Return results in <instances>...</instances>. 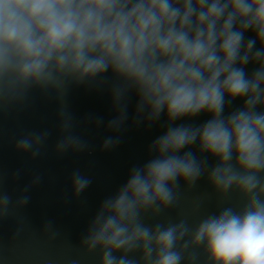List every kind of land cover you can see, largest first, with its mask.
Masks as SVG:
<instances>
[{
	"label": "clouds",
	"instance_id": "1",
	"mask_svg": "<svg viewBox=\"0 0 264 264\" xmlns=\"http://www.w3.org/2000/svg\"><path fill=\"white\" fill-rule=\"evenodd\" d=\"M72 85L107 88L113 133L124 130L133 95V124L163 129L150 158L101 202L84 254L98 253L99 264H264V0H0V109L23 105L35 88L54 94L64 133L56 151L83 152L87 141L64 119ZM201 115L209 117L202 124L177 123ZM49 135L27 132L16 149L36 158ZM120 142L107 136L101 150ZM201 178L221 204L232 192L242 203L195 225L182 213L148 222L178 207L181 181L191 189ZM72 184L79 195L91 179L77 170ZM28 201L21 194L16 203ZM12 203L0 192V217ZM52 227L48 221L44 231Z\"/></svg>",
	"mask_w": 264,
	"mask_h": 264
},
{
	"label": "water",
	"instance_id": "2",
	"mask_svg": "<svg viewBox=\"0 0 264 264\" xmlns=\"http://www.w3.org/2000/svg\"><path fill=\"white\" fill-rule=\"evenodd\" d=\"M246 35L254 34L248 32ZM254 67L247 66L249 71ZM135 103L133 95L124 130L113 133L106 128L116 115L107 88L90 90L86 85H72L66 97L70 113H66L64 119L75 124L73 134L87 141L88 148L83 152L69 150L63 154L56 151V144L64 133L58 115L60 102L54 94L35 88L23 105L0 109V192H6L13 200L7 216L0 217V264H69L72 259H79L80 264H99L98 253L84 254L82 238L101 202L127 181L133 165H143L150 158L148 146L163 132L159 123L151 128L133 124ZM241 103L238 100L232 107ZM89 115L102 117L104 123L100 127L88 123L86 117ZM208 118L201 115L177 123L199 125ZM44 131L50 135L40 156L32 158L30 152L16 149V140L25 133ZM110 135H120V144L111 150H101L104 139ZM192 150L195 151V147ZM215 163L208 158L209 167ZM77 170L91 179V184L79 195L74 193L72 184V174ZM36 177L40 180L33 183ZM21 194L29 197L23 207L16 203ZM179 196L178 207L167 209L166 213L148 222L166 223L168 219L175 222L182 213L195 225L207 212L242 203L239 194L232 192L221 204L206 178H201L191 189L181 181ZM204 196L209 199L197 208L199 199ZM48 221L53 227L45 232L44 225Z\"/></svg>",
	"mask_w": 264,
	"mask_h": 264
}]
</instances>
